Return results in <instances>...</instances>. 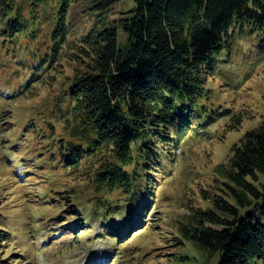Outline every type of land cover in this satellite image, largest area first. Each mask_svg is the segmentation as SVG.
I'll list each match as a JSON object with an SVG mask.
<instances>
[{"label":"trees","instance_id":"obj_1","mask_svg":"<svg viewBox=\"0 0 264 264\" xmlns=\"http://www.w3.org/2000/svg\"><path fill=\"white\" fill-rule=\"evenodd\" d=\"M119 1L0 0V67L24 78L13 94L48 84L62 58L80 62L45 112L48 126L63 125L66 141L39 153H58L49 161L68 169L88 165L100 191H122L116 200L98 202L104 209L98 221L116 240L146 227L158 178L186 136L220 128L223 135L242 125L243 113L217 102L213 81L224 79L223 91L238 86L264 57V0H134L113 17ZM79 4L90 21L82 29L74 11ZM244 40L247 50L239 47ZM254 56L243 77L229 74L244 68L236 61ZM3 123L0 116V133ZM33 133L57 139L44 126ZM16 163L20 173L38 166L22 157ZM214 173L212 190H202L210 206L193 209L178 225L181 245L198 254H177L174 264H264V119L243 133ZM63 198L72 220L57 227L75 232L89 217ZM3 214L0 254L14 237ZM11 263L0 256V264Z\"/></svg>","mask_w":264,"mask_h":264},{"label":"rangeland","instance_id":"obj_2","mask_svg":"<svg viewBox=\"0 0 264 264\" xmlns=\"http://www.w3.org/2000/svg\"><path fill=\"white\" fill-rule=\"evenodd\" d=\"M133 5L134 0H120L113 17ZM82 6L76 5L74 9L79 29L90 22L80 13ZM249 46L250 42L244 40L239 47L247 50ZM254 60L255 56L236 61V65L242 62L244 68L230 69L229 74L243 77ZM79 64L78 60L62 58L51 73L48 84L23 95L13 94V87L19 86L24 78L13 79V68L2 70L0 67V90L5 92H0V116L4 122L0 133V211L14 234L0 256L13 261L11 264H174L177 254L197 256L198 253L187 242L181 245L178 225L193 209L210 206L209 201L203 198L202 190H212L215 166L228 159L231 146L245 131L264 119V57L238 86L223 91L227 82L222 78L213 81L217 102L233 106L235 111L243 113L242 125L223 135L220 128L215 134L186 136L180 149L176 150V161L170 164L166 174L158 178L155 201L146 227L131 231L121 240L109 236L97 217L104 210L98 202H107L108 198L116 200L122 191H100L92 182L94 175L88 165L81 170L68 169L59 162L53 165L49 161L58 158V153L54 156L39 153L55 145L60 147L66 141L63 125L50 121L48 126L45 122L49 117L45 112L48 104L60 97L66 82L80 68ZM11 78L14 80L12 86L3 83ZM41 126L46 129L47 136L57 139H36L33 130H39ZM216 128L217 125L211 131ZM43 140L48 143L40 148ZM21 157L38 164L37 168L30 173H20L22 166H17L16 162ZM39 158H44V161ZM63 197L78 204L81 216L89 217H83L84 223H80L75 232L61 231L57 227L63 219L72 220V215L64 209L66 201ZM113 219L119 222L122 216L117 213Z\"/></svg>","mask_w":264,"mask_h":264},{"label":"bare ground","instance_id":"obj_3","mask_svg":"<svg viewBox=\"0 0 264 264\" xmlns=\"http://www.w3.org/2000/svg\"><path fill=\"white\" fill-rule=\"evenodd\" d=\"M103 258V257H102Z\"/></svg>","mask_w":264,"mask_h":264}]
</instances>
